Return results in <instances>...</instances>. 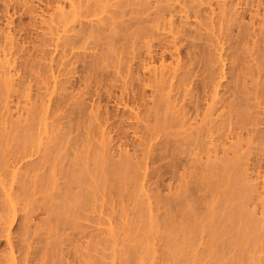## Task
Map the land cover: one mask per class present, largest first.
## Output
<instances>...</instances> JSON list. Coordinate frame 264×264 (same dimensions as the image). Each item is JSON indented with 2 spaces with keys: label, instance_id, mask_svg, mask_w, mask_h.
<instances>
[{
  "label": "bare ground",
  "instance_id": "6f19581e",
  "mask_svg": "<svg viewBox=\"0 0 264 264\" xmlns=\"http://www.w3.org/2000/svg\"><path fill=\"white\" fill-rule=\"evenodd\" d=\"M9 1L13 2L15 0H9ZM20 1L22 0H18V2ZM27 1L29 0H24L23 4H26ZM111 1L112 0H47V3L45 5L46 7L44 9L43 8L41 9L42 14H40V16L42 18L40 19H41L42 24L48 23L50 25L48 29L50 31L49 35H51V37L50 36L47 37L44 35V37H47L48 39L42 38L40 45L34 44L31 41L28 43L33 44V48H35V50L38 49V47L42 49L41 47L43 46H45L46 48V45L50 47H54L56 52L58 51L62 53L61 59L63 58L68 59L67 65H65V67L67 66V68L71 67L68 65H74L77 62L86 63V65H88L87 72L89 74V75L87 74V76H89V78L91 77H93V79L95 78L96 80L95 79L94 80L96 82L100 78H102L101 79L102 81H106L103 78V73L105 70H108V68L110 67H113V68L115 67V69L118 70L117 73L120 74L124 78L125 81L123 83L122 94L118 102H119V105L122 106L124 109L131 108L130 110L132 111L134 110V112L131 111V114L127 116L128 120H130L129 122L126 121V119L124 118L126 116H124L123 118L125 119V121L123 120L122 122L120 121L122 127H119V125L117 127H119V130L122 128L124 129V127L126 126L128 128L131 127V129L134 128L135 130H138L142 124L143 126H142V129L140 130L143 131L144 129L146 132L145 133L143 132V135L139 136L142 138V141L138 143L137 145L134 144L135 146L133 145L135 152L139 153L135 157L133 156L134 159H136V162L132 160L131 156L124 158L122 154H121L122 156L120 155L122 157L120 159L122 160L117 161L115 159L114 160L115 162L113 160L112 162L111 161L112 151L111 153H109V155L106 154L110 157V158L108 157L106 158L107 161L109 159L107 163H108V168L110 167V169L104 170L105 172L106 170H110L106 172L108 177L109 175L111 176V178L109 177L108 181H111L112 184H115L116 182L118 184L120 178H125L126 174H130L131 178H134V180H136L137 182L138 180L139 181L145 180V178L149 177L150 175L148 170L150 169L149 166L151 164L154 165L155 163H158L159 161H164L170 157L171 159H173V162L168 164L167 166L164 165L165 166L164 170L163 168H161L163 172H162V175L161 174L160 175L165 176L167 173H170V172L173 173L174 170L179 166L178 164H181L182 160L184 161V159L181 158L180 156L182 153L184 155L185 149L183 150V147L185 145L187 147L193 145L196 148V147H204L206 144H210V145L215 146L214 155L211 156L207 154L206 156L207 165L205 166V168L197 167L196 168L197 171L191 170V168L188 167L187 165V167L184 168L183 173H181L180 175V180L182 181H181L179 189L182 190L183 192L182 194L188 193L189 195L191 194L190 196L192 197L196 195L194 197H196L197 199H198L197 196L199 195V193L204 192L203 187H204L205 181L212 188L218 190L220 186V183H219L220 179L221 177L222 178L225 177V175L221 174V176H219L220 179L218 180L214 179L216 181H211L210 179L211 176L209 177L203 174L204 170H206L210 175H212L214 172L216 173L218 172V170L223 168L222 166H219L221 168L216 167L214 161L213 162L211 161L212 159L216 160L219 156V151L217 149L219 148V145H217L216 142L220 141L225 136L226 138L230 139L231 142L228 145L229 147L224 148L223 152L227 153L229 149H234V153H235L234 157L232 158L224 157L220 159H222V161L225 163V168L226 166L227 168L235 167V169H237V172H239L238 169L241 168L240 167L241 162L239 163L238 161L240 160L243 161V159L247 158V156L246 158L242 156L236 157L238 154V145L240 144L241 141L244 140V137H243L244 131H247L250 137L253 133L260 134L262 132V131H258L257 128H256L257 131H255V129L252 130L251 127L249 128L247 127L250 124L255 126L258 123V119L257 120L255 119L257 117H254L255 115L254 112H251V110L255 107V105H253V103H251L250 101H259V99H262L264 97V89H263L264 87L262 88L263 84L261 85V82H260V80H262L263 78L262 71L264 69V62L262 60H264V56L260 57L258 55L260 54L259 52H262L264 54V36H263L264 17L261 18L258 24L259 26L261 25L262 27L261 30L262 29L263 30L258 33L256 30L252 31L253 30L252 28L256 26V23L258 22V21L257 22L255 21L256 16H261L260 12L257 9L258 7L262 6L263 2L259 1L257 3L256 5L257 12L254 16L252 15L253 17L251 18V23L250 24L246 23V25H244L243 22L242 23L240 22V18H237L238 15H241V19H242V14H240L239 10H236L233 8V6L235 5L233 1L231 2L229 1L230 3L227 0L222 1V3H220L221 1H219L217 2V6H216L217 8L213 7V4H214L212 3L213 0H190V1L189 0H137V1L136 0H125V1H119L117 4H112L110 3ZM17 3H13V4L17 5ZM251 3H252V0H251ZM205 4L210 5L211 7L209 13L206 12L204 8L202 7ZM15 5L11 6V3H8L7 9H9L8 7L10 6L15 8ZM245 5L246 7L250 6L249 3ZM108 6L110 7L114 6L117 8V10L109 11L108 9H106ZM253 6L255 7V5H252V7ZM20 7H23V6H20ZM217 9L219 10L217 11ZM33 10L34 8L31 10V12H33ZM103 12H108L109 15L101 16ZM5 16H6V13H5ZM10 19H8L7 23L14 24L15 21L10 20ZM189 19L196 20V23H195L196 25L194 24L195 25L194 29L187 28V25H189V22H188ZM236 24L238 28V30H236L237 34L233 35L232 37V35H230L229 33L230 26L232 25V27L234 28ZM4 32L5 31H2V29H0V51L3 55V56L2 55L0 56V68H1V71H0V170L1 171L0 172L4 170L3 168L9 167L11 170L10 171L7 170V171H8V175H10L11 177H8V175L6 176L7 172L4 173L5 175L3 173H0V200L2 199L1 193L3 192V195L6 197L4 202H7L10 207L9 213L5 215L6 217L1 216L2 220H4L3 224H7V227H4V229L5 228L6 229L0 232L1 234H3L4 238L7 241V248L0 255V264L3 263L4 254H6V257H5L6 261H10L11 264H32L33 262H31L32 260L30 261V257L28 255L24 256V253L26 251L24 252V247L20 245L21 238L15 236L12 233V230H11L12 227H14V225L16 226V224H20L19 228L21 227L27 228V225L29 224L28 222L30 223L33 222V218L34 216H36L35 214L40 212V215L45 216V217L44 218L40 217V221L37 224L38 229L43 227L44 224L47 225L46 229H51L50 226L52 224L53 229L57 232V234H59L60 230L63 232L62 233L60 231L61 234H59L60 237L62 238L64 235V231H65L63 227L66 224L65 221H67L68 219L67 216H66L67 219L65 218L64 214L67 211L68 212L71 211V209L70 211L66 210L67 208H69L68 201L72 202V205L74 204L73 206L74 209L73 207H71L73 210L71 213L73 214V212H75L77 214L76 211H78V209H80L78 212H81V208H83L82 206L85 204L88 206L90 202L92 204L93 200L96 199V197H94V199L91 198L94 194L92 195L90 190L89 192L87 190L86 192L83 191L86 188H83L82 185H84L85 183H87L88 185V182L91 181V178L90 180L87 179L88 177H86V175L88 176L87 174L88 170L85 166H83L82 168V165H80L79 166L80 168L78 167L79 170L77 169V166L81 164L79 160H78L79 163L77 162V160H75L78 163V165L75 164V161L74 163L70 164V162L73 159L71 161H68L69 162L68 164H70V166L72 167L75 164L74 166H76V168L73 167V169L74 168L77 169L78 170L77 172L75 171L73 173L72 167H70L71 169L69 168L66 171L63 170L65 173L68 172L66 175L70 177V183L74 182L73 184L76 187L79 185L82 188V190L79 188L81 191L77 190V192H75V190L73 191L72 189V187L75 189L74 185H70L71 187L67 188L66 190L63 188L65 184L67 186L69 178L67 176H64L67 182L63 180L64 178L62 177H63V174H65L63 171L62 172L58 171V172H61V174L62 173L63 174H62V177H57V174L53 170L54 166H52V164L55 163L52 160L53 156H54V160H58L56 159V157L58 158V155H59L58 152H60V150H57V146H56L57 141L59 140V142L61 141L64 144V142L67 141V140L65 141V139H68L67 135L69 137L68 132L71 133V130L69 131L68 129L67 131L65 128V130L67 131V134H65L66 131L62 129L63 132L65 131L63 135L64 136L66 135V138H64L63 135L61 134L60 135L64 139L61 138L60 136L59 137L61 139L58 136L52 137L53 136L52 134H54L57 129L56 130L55 128L52 129L51 126L54 127V125L52 124H56L57 122H60V120L58 119V121H56L55 123L53 120L52 124L49 122V120L53 119V116L57 112H59L62 106L64 108L68 106L69 100L68 102L66 101L68 98L70 99V101L75 98V97L70 98L72 93L68 91L69 90L68 88H67L68 90H66V87H64L70 82L71 78L69 77V80H67L68 82L66 81L67 84L65 83V80L64 82H62L63 80L61 81L55 80V85L53 86V90L51 91V93L49 94L46 93L44 97L41 98L42 100L39 105L34 104L31 107L24 109L18 105L19 102L18 103L16 102L17 103L16 108H13L11 104L12 102H14L13 98L14 97L16 98L17 96L16 92L17 91L19 92V90L23 86L24 87L29 86V85H26L28 78L26 79L27 81L24 82L22 77L17 78L16 77L17 73L15 74L13 72V71H17L19 68V65H18L19 63H18V60L16 59L17 57L15 58V56L16 54L22 52L23 49L26 52L29 50V48L24 47L25 42L23 45L19 43V41L17 40L15 36L16 34H13L10 31L7 33H4ZM46 35H48V33ZM128 49L129 51H127ZM250 50L254 52L251 53ZM52 51L54 52V50H51V53L48 51L47 52L48 54L49 53L53 54ZM14 52L16 53L15 55H14ZM47 52H45L46 54L44 53L45 55L44 54L43 55L46 56ZM124 52H126V57L128 54L131 57H129L128 55L127 58L126 57L123 58L122 55H124L123 54ZM255 54H257L258 56H255ZM70 55L72 56L70 57ZM24 56L26 57V55ZM24 56H22V59H24ZM30 56L31 55H30V50H29L28 57ZM32 57L30 58L32 59ZM249 57H253L254 58L253 60L255 62L252 63ZM30 58H29L30 61L28 62L26 61L27 58H25L26 62L24 64L25 66L27 65L26 69L28 67H31L29 70L31 71L32 65H34L36 62L37 64L35 65L39 69L40 67L37 66L39 64L38 61L36 62L34 61L35 63H33V59H32V65L29 64L31 62ZM56 58H57V55H56ZM169 58L172 60L171 62L169 61ZM87 59H90V61H87ZM58 64H59V61H58ZM216 64L218 65L215 66ZM20 66H21L20 68H22L23 62L20 63ZM120 66L121 68H119ZM24 67H23L24 71L27 72L28 70H25ZM41 67L46 68V71H48L47 69H50L52 65L49 68H47L48 65L47 67H43V66ZM57 67L58 66H56V68ZM75 69L77 68L75 67ZM75 69H72L70 73L75 74L77 71L76 70L74 72L73 70ZM29 71L24 76L26 75L28 76V74H30L31 76V72L29 73ZM67 71H64V72H67ZM111 73L113 74V72ZM37 75H40V72ZM62 75H65V73L64 74L62 73ZM54 78L56 79L57 77H54ZM60 82L65 83V85H63ZM71 82L70 84L72 85ZM58 83H60L63 86V89L60 87L61 85L59 87L61 88V90H65L67 92L65 93L67 96L71 94L70 97L68 98H66L67 96L65 95L66 96L65 101L67 103L66 106H64L65 101L62 102L60 98H58L57 102L54 103L55 101L54 98L52 96L50 97L51 94L55 92L57 93L60 91V89L59 91H57ZM100 83L104 84V82H100V80L96 84L100 85ZM88 84H89V81H88ZM98 88H96V90ZM47 91H50V88L47 87ZM148 91L151 92L150 95H148ZM24 92H22V94H24ZM93 93H96V92L93 91ZM62 94H63V91H62ZM39 96L41 97L42 94L41 95L38 94L37 97ZM22 97L20 96L19 98L23 99ZM26 97L27 96H25V98ZM65 98L63 96V99ZM82 99H84V96ZM59 100H61V102ZM35 101L36 100H34V102ZM80 101L81 100H79V103ZM85 101L86 99L83 100V102ZM79 103H78L79 110L81 108L83 110V108L86 107L85 103L81 104V105H84V106H81V108H80ZM96 105L91 107L92 115L90 114L91 116L90 121L94 122V120H98V119L103 120V124L99 127V129L101 128L102 130L100 133L101 136L99 138L101 139L104 145L106 141L108 142V139L113 138L111 134L113 133L114 129H116L115 128L116 126H114L115 124L113 121H111L113 123L108 125V122L110 120H113V118L111 119V117L113 116L108 117L110 113L108 114L105 113L106 116H103L105 114H101L102 112L99 111V108L101 106H99V103L97 106ZM71 109L72 108H70V110L67 113L66 112L65 113L72 114V112H70ZM87 110H86L87 113L85 112L86 115L88 114ZM94 112H95V115L93 116ZM80 114L81 116H83L82 113L80 112H79V117L77 116L78 114L77 115L75 114V115L77 118L82 119ZM37 117H41V118L39 120L40 122H38L35 125L34 122L39 119V118L37 119ZM65 117L67 116L65 115ZM88 118L87 119L85 118V119L88 120ZM133 120L136 121V123L132 122ZM61 121H63V119ZM68 122L67 123L70 125L71 122L70 121ZM68 128H71V127L68 126ZM85 129H87V124H86ZM95 129L97 130V128ZM172 129H177V130L175 132H172V131L167 132V130H172ZM248 129H251V130H248ZM99 131L98 132L95 131L94 133L98 135ZM36 133L43 135L41 140L40 138H38L40 140V143H37V144H35V141H37L35 138L38 137L36 136L37 135ZM90 133H93V132H90ZM138 133L139 132L135 131V136H138L139 135ZM262 134L264 133L262 132ZM78 135L76 136L78 137ZM97 135H95V137ZM173 135H183V136L180 139L170 138V136H173ZM263 136L259 135L258 137L260 138L258 139H260L261 141ZM90 137H93V136L90 135ZM74 138L75 137H73V140H75L76 142L74 143L73 140L71 141H73V143L76 145V148H79L81 145L78 144L79 146H77V142L79 143V141H77L78 139L76 140V138L75 139ZM91 139L93 140V138ZM160 139H163V140H160ZM157 140H159V142H156ZM84 141L86 143L88 140H84ZM95 142H94V145L97 143ZM111 142H112V139H111ZM52 143L54 144L51 145ZM73 143L70 145L71 148H72ZM90 143H91V140H90ZM75 145L72 149L75 148ZM87 145H90V144H87ZM108 145L109 144H107L106 146L108 147ZM241 145L240 147H242ZM63 146H60L59 149H61V147L65 148V146L64 147ZM86 147L87 146H85V149H87ZM137 147H143V148L139 150V149H136ZM79 149H75L74 152L76 150H78L79 152ZM97 149L98 151H100V148H98V146H97ZM97 149L95 147L94 150H97ZM178 151L180 154L178 153ZM56 152H57V155L55 156ZM68 152L71 153L70 148ZM93 152H96V151H92V155H93ZM107 152H110L109 149ZM121 152L123 153L126 152L124 153L125 156L127 155V153H130L128 149H122ZM209 152L210 151H208V153ZM69 153L66 152V154H69ZM228 154L230 155V153ZM63 155H65V153ZM81 155L83 154L81 153ZM99 157L100 155L98 154V158ZM197 157L198 155H196V158ZM233 158H237L238 160L236 159L237 161L234 162L232 161ZM81 159L84 160V158H81ZM90 159H94V157ZM99 161H101L100 158L98 160H95L97 171L99 169L98 165H100ZM90 162L92 163V160ZM91 163L90 165H92L94 168V165ZM63 164L65 165V163ZM185 165H186V162H185ZM241 166H243L242 168H244L245 164L242 163ZM247 166L249 165L247 164ZM66 168L68 167L66 166ZM70 170H72L73 175L72 173L71 175L69 174ZM141 170H144V172L142 173ZM222 170L221 172L220 171L219 172L222 173ZM243 170L244 169H242V171ZM237 172L236 174H238ZM61 174H59L58 176H61ZM226 174H228L229 176L231 172L226 173ZM117 177L119 178L117 179ZM105 179L102 177L103 181H105ZM235 179L239 181V177L238 178L236 177ZM61 180L62 182L64 181L65 184L62 183ZM56 181L57 182L60 181V182L56 183ZM99 181H101V179ZM113 181L114 182L116 181V182L114 183ZM241 181L245 182V180H241ZM101 183H97V186L104 187L102 186L103 182ZM234 183H235V186L232 185L234 186L232 193L233 195H236L239 192H241L242 187L245 186L243 184L245 183L242 184L243 186L240 184V182H237V183L234 182ZM51 184L53 185V188H54V185H56V187H58L59 189L61 188L60 185L62 186L64 184L62 187L63 189H60V191L64 190L63 193L61 194H63V197L64 196L66 197L60 198L62 195L61 196L59 195L60 193L57 189L55 193H57L58 191L57 195L59 196H56L57 198H55L54 195H53L54 197L51 195L53 199L55 198L54 200L55 202L57 201V199H59V201H61L60 199H63L64 201H62L61 203L64 204L65 202L64 204L65 206L67 203L66 208L65 206L61 207L63 204H60V203L59 205L61 206H58V202L56 203L57 206L55 204V206L59 208L58 212L60 211L62 216L60 215V213L59 214L55 213V208H54V205L52 204L53 201H51V198L48 199L46 195L50 189H53L51 187L52 186ZM93 185L94 184H92V186ZM16 186H17L18 191L21 189H27V191L29 192V190L33 188L34 193L32 192V190H30L32 195L30 193L29 194L27 193L28 195H30L29 196L30 199H32L37 194H42V196L39 197L38 199L37 198L34 199V201L38 203V204L35 203L36 205L33 203V205L35 206H33V209L32 208L31 209L34 211L30 209L28 213L26 212V214H23V215L20 214V212H24L27 210L25 209L27 205H25L26 207H24V204H23L22 208L20 209L17 207L20 204V198H19V194L17 193V191L15 192ZM116 186L114 187L117 188ZM141 188L142 190H144L145 196L148 198V205H151L152 202L150 201V199L152 198V195L148 194L151 189L150 188L148 189L147 186H144V184L142 185ZM67 190H70V192ZM248 190L247 191L242 190L244 191V193L242 194L240 193V194L243 195L245 194V191L248 192ZM65 191L68 192L69 194L68 193L66 194ZM226 193L227 192H225V195ZM230 196L228 197L229 199H230ZM180 197L184 198L185 196L183 195ZM66 200L68 201L66 202ZM49 203H51L52 205ZM60 207L62 209L63 208L65 209L63 210L65 211V213L61 212L62 210H60ZM151 207L152 206H150V208ZM234 208L232 210L233 213L229 212L230 220L232 216H235V214L240 215L239 211L242 210V209L239 210L238 206H237V209H234ZM157 209L158 208H156V211ZM84 210L82 209V211ZM218 212L219 211H216V213ZM143 213H144V209H143ZM248 213L249 212H247L246 214V212L242 211L241 215L243 217L246 216V218L251 219L252 215L250 214L248 215ZM72 214L70 217L74 216V214L73 215ZM167 214H164V216ZM185 214L186 213H184V215ZM186 215L188 216L190 214L187 213ZM191 215L188 217H191ZM187 216H186L185 221L189 220ZM221 216H218L219 218L217 220H219ZM166 217L163 220H165ZM63 218H65L66 220L64 219L63 221L62 220ZM170 218L171 217L169 216L167 217V219H169L168 222L172 223L171 221L172 219L170 220ZM215 218L216 217H214V219ZM226 218H228V216ZM226 218L224 217L223 221ZM72 219L74 222L77 221V220L75 221L74 217H72ZM191 219L193 221V217H191ZM191 219L189 222H192ZM58 220H60L59 221L60 224L62 221L64 222L62 224L63 226L62 225L59 226L58 224L57 227L56 226L54 227L53 225L55 224L54 222L55 221L58 222ZM173 221H174V218H173ZM221 222L219 224H221ZM108 223L113 224V221L111 218H109ZM178 223H175L174 221V224H178ZM192 223H194V221ZM66 227L69 228L68 223L66 224ZM70 227H73V226H70ZM62 228L64 231L62 230ZM27 229L28 231L30 230L29 226ZM21 231H23L22 228H21ZM21 231H19V233ZM25 232L26 231L24 230V233ZM19 233L17 234L19 235ZM66 234L68 235L69 233H66ZM72 235L74 234L72 233ZM69 236L70 235H68V238L63 237V239L56 241L54 244H53L54 241L51 242L52 245L55 246V251H53V254L54 253L56 254V251L58 252V257L59 255L61 256L59 258L62 264H88L89 262V260L87 262L88 256L82 253L79 254V250L76 249L77 247L81 245H78V244L75 245L76 239L75 240L70 239L71 237ZM23 237L24 236H22V239ZM53 248L54 247H52V250ZM17 252L19 253V256H16ZM52 260L53 259H51V263L54 264ZM198 261H201V259ZM90 264H91V261H90Z\"/></svg>",
  "mask_w": 264,
  "mask_h": 264
},
{
  "label": "rangeland",
  "instance_id": "374dc122",
  "mask_svg": "<svg viewBox=\"0 0 264 264\" xmlns=\"http://www.w3.org/2000/svg\"><path fill=\"white\" fill-rule=\"evenodd\" d=\"M7 1H9V0H6V1L0 0V29H2V31H5L4 33H7L10 31L13 34H16L15 36L21 45H23L25 42L24 47L29 48L30 55H31L30 57L33 56L32 57L33 63L38 61L39 64L41 63L40 65L43 67H47V65H48L47 68L51 67V65H52V67L50 69H47L48 71H46V68H42L38 64L37 66L41 68V69L40 68L38 69L35 65V64H37V62L34 64L35 66L32 65V59L30 57H28V51L29 50L25 52L23 49L22 52H20L18 54H16L14 52V55L16 54L15 58L17 57L16 59L18 60V63H19L18 64L19 68L17 71H13V72L15 74L17 73L16 74L17 78L22 77L24 82L27 81L26 79L28 78L26 85H29V86H26V87L23 86L19 90V92L17 91L18 93L16 92L17 96H16V98L15 97L13 98L14 102H12L11 106L13 108H16V104L18 102H19L18 105L24 109L29 108L34 104L39 105L41 103V100H42L41 98H43L46 93L49 94L53 90V86L55 85V80H58V81L63 80L62 82H64V80H65V83H66V81L69 80V77L72 79V80L70 79V82L72 81L71 82L72 85L69 82L68 84L66 83L67 84L66 86H64V87H66V90L69 89L68 91L70 93H72V95L68 93L69 95L67 96L65 94L67 92L65 90H61V88L63 89V86L60 84L62 82L57 84V86H58L57 91H59V89H60V91L57 93L55 92V93L50 95V97L52 96L54 98V100H55L54 103L57 102L58 98H60L63 102L66 100V98L70 97V95H71L70 98L75 97L71 101L68 98L66 100L67 102L69 100L68 106H66L67 103L65 101L64 106H66V108H64L62 106L61 107L62 110L60 109L59 112H57L53 116V119L49 120V122L51 124H52L53 120H54V123L56 121H58V119L60 120V122H57L56 124H52V125H54V127L51 126L52 129H54V128H55V130L57 129L56 132L54 130L55 133L52 134L53 135L52 137H54V136H58V137L60 136L61 137V135H63V133H65L66 130L67 131H68V129H69V131L71 130V133L68 132V134H69V137L67 135L68 139H65V141L67 140L66 141L67 143L64 142V144H63V142L60 141L61 142L60 143L59 140L57 141V144H56L57 150H60V152H58V154H59L58 158L56 157V159H58V160H54V156L52 155L53 156L52 160L55 162L54 164H52V166H54L53 170L57 174V177H62L63 173L61 174V172L63 170L66 171L67 169L72 167V166H70V164L74 163L75 160H77V162L79 160V162L81 163L79 165H78L79 162L77 163L75 161V164L78 165L77 169L80 165H82V168H83V166H85L88 170V172H87L88 176L86 175V177H88L87 179H89V180L91 178V181L93 183L91 181H89V182L94 184L92 186V184H90L87 180L88 185H87V183H85L87 186L85 184L82 185L83 188H86L83 191L86 192V190H87L89 192V190H90L92 195L94 194L91 198L94 199V197H96V199L93 200L92 204H91V202L89 204L87 203L88 206L86 204L83 205L82 206L83 208H81V212H78L80 209H78V211H76L77 214L75 212H73L74 216H72V217H74L75 221L77 220L76 222H74L72 217H70L72 214L71 212L73 211L71 207H73L74 204L72 205V202L66 200V202L67 201L69 202L68 203L69 208H67L66 210L70 211V209H71V211L70 212L67 211L65 213V211H63L65 209L61 208V207L65 206L64 205L65 202H64V204L61 203L64 200L60 199L61 201H59V199H57L56 202L54 201L55 198H57L56 196L62 195L60 198L66 197V196L63 197V194H61V193H63L64 190L60 191V189L64 188L66 190L67 188L71 187L70 185H74L73 184L74 182L70 183V177H68V175H66L68 172L65 173L64 171L63 172L65 174H63V177H62V178H64L63 180L66 181L64 176H67L69 178L67 186H66L64 181L62 182V180H61V182L64 183L65 185L63 184L64 187H63V185L62 186L60 185V187H61L60 189L58 187H56V185H54V188H53V185L51 184L52 185L51 187L53 189H50L46 195H47L48 199L51 198V201H53L52 204L54 205L56 214L60 213V211L58 212L59 208L56 207L57 206L56 203L58 202V206H61V205H59V203L63 204L60 207V210H62L61 211L62 213L64 212L66 214V215L64 214L66 219L68 217L67 221H65V222H66V224L68 223V227H69V228H67L66 224H65V226L63 228L65 229V231L67 230L66 233H69L68 235H70L69 236V237H71L70 239H73V240L76 239L75 245L76 244L81 245V246L77 247L76 249L79 250V254L82 253V254H85L88 256V258H87V262L89 260L88 264H90V261H91V264H264V136H263L264 134H262V132L264 133V97L262 99H259V101H250L251 103H253V105H255V107L251 110V112H254V114H255L254 117H257L255 119L256 120L258 119V123L255 126L250 124V125H248L247 128L251 127L252 130L255 129V131L258 130V131H262V132L260 134L253 133L252 134L253 136L251 135V137H250L249 134L247 133V131H244V136H243L244 140L241 141L240 144L238 145V154L236 156V157L242 156L244 158H246V156H247L246 159L242 158L243 161L242 160L238 161L239 163L241 162V165H242V163L245 164L244 168H242L243 166L240 165L241 168L238 169V171L240 173L237 172V169H235V167L234 168H230V167L227 168V166H226V168H225V163L222 161V159H220V158H224V157H228V158L234 157V154H235L234 149H229L230 151L228 150L227 153L223 152L224 148L229 147L228 145L231 142L230 139L226 138V136H225L220 141L216 142V144L219 145V148H217L219 151V156L216 160L212 159L211 161L212 162L214 161L215 166L218 168H221L219 166H222L223 170L220 169V170H218V172H216V173L214 172L212 175H210L206 170H204L203 174L205 176H209V177L211 176L210 177L211 181H216V180L220 179L219 176H221V174L225 175V177H223V178L221 177V179H220V182H219L220 186H219L218 190L212 188L205 181L204 187H203L204 192H200L199 195L197 196L198 197V199H197L196 197H194L196 195H194L192 197V196H190L191 194L189 195L188 193L182 194L183 193L182 190L179 189L181 181H182V180H180V175H181V173H183L184 168L187 167V165H188V167L191 168V170H196L197 167L205 168V166L207 165V163H206L207 154H209L211 156L214 155L215 146L210 145V144H206L204 147H196L197 149L193 145L189 146V147H187L185 145L183 147V150L185 149L184 155L182 153L180 156L181 158L184 159V161L183 160L181 161L182 165L178 164L179 166L174 170L173 173L170 172V173H167L165 176H161L165 166H167L168 164L173 162V159H171L169 157L164 161H159L158 163H155L154 165L151 164L149 166L150 169L148 170L150 175H149V177L145 178V180H141V181L138 180V182H137L136 180H134V178H131L130 174H126L125 178H120V180H122V181L119 180L118 184L116 181H115L116 183L113 181L115 184H112L111 181H108L109 177L111 178V176L109 175V177H108V175L106 173L107 171H110V170H106V172L104 171L105 169H110V167L108 168V163H107L109 161V159H108V161L106 159L107 157L110 158L108 156L109 153H111V151H112L111 161L112 160L114 161L115 159L117 161L122 160L120 158H122L121 156L123 155L124 158L131 156L132 160H134V162H136V159H134V157L139 153L135 152L133 145L134 144L137 145L138 143H140L142 141V138L139 136H142L143 132L144 133L146 132L144 129H143V131L140 130V129H142V126H143L142 124H141V126L139 125L140 126V128L138 129L139 131L135 130L133 127H132L133 129H131V127L128 128L127 126L126 127L123 126L124 129L122 128L119 130V127H122V125H121L122 120L125 121V119H126L127 122L130 121V120H128L127 116H129L131 114V111H132V110H130L131 108L124 109L122 106L119 105V102H118L120 97H121V94H122L123 83L125 81L124 78L120 74L117 73L118 70L115 69V67L114 68L110 67V68H108V70H105L106 73H105V71L103 73V78L106 81H102L101 80L102 78L98 79V81H97V82H99V80H100V82H104V84L100 83V85H98L99 83L96 84L97 82L95 81L96 80L95 78H94L95 79L94 80L93 77L89 78V76H87L88 65H86V63L77 62L74 65H68L71 67L67 68V66L65 67V65H67L68 59L67 58L61 59L62 53L58 52V51L56 52L54 47H50V46L46 45V48H45V46H43V47H41L42 49H40L38 47L39 50L38 49L35 50V48H33V44H30L28 42L31 41L34 44L40 45L42 38H47L49 36L51 37V35H49L50 31L48 29L50 27V25L48 23L42 24L41 19H40V18H42L40 16V14H42L41 9L42 8L44 9L46 7L45 5L47 3V0H43V1H41V0H29V1H27L28 4L27 3L23 4L24 0H22L20 2H18V0H15L13 2H10V1L7 2ZM119 1H125V0H112L110 3L117 4ZM219 1H221L220 3H222V1H224V0H218V1L213 0L212 1V3H214L213 7H216L217 2H219ZM227 1L228 2L229 1L234 2L235 5L233 6V8L236 10H239L240 14H242V19H241V15H238L237 18H240V22L241 23L243 22L244 25H246V23H248V24L251 23V18L256 14V12L258 10L260 12L261 16H256L255 21L256 22L258 21V22L256 23V26H254L252 28L253 29L252 31L256 30L258 33V32H261L263 30V29L261 30V28H262L261 25L259 26L258 24H259L261 18L264 17V0H252V3H251V0L250 1L239 0V2H238V0H227ZM259 1H262L263 4H262V6L258 7V9H257L256 5ZM253 2H254V4H253ZM8 3H11V6L15 5L13 3H17V5H15V8L10 6V7H8L9 9H7ZM238 3H240V4H238ZM248 3L250 4L251 7H252V5H255V7L254 6L252 8L250 6L246 7L245 4H248ZM20 6H23V7H20ZM108 7L106 9H108L109 11L117 10V8L114 6L113 7L108 6ZM202 7L204 8V10L206 12H208V13L210 12V8H211L210 5L205 4ZM33 8H34V10H33V12H31V10ZM242 8H243V10H242ZM246 9H248V10H246ZM218 10L219 9H217V11ZM5 13H6V16H5ZM107 15H109L108 12H103L101 14V16H107ZM9 16L11 17V19ZM46 18H48V17H46ZM8 19L15 21L14 24L13 23H12L13 25L8 24L7 23ZM188 22H189V25H187V28L194 29L195 25H196L195 24L196 20L189 19ZM236 28H237V24L235 25L234 28L232 27V25L230 26V32L229 33H230V35H232V37H233V35L237 34L236 30H238V28L237 29ZM263 32H264V30H263ZM47 33H48V35H46ZM44 35L47 37H44ZM263 36H264V34H263ZM51 50H54V52L52 51L53 54H50ZM47 51L50 53L48 54ZM127 51H129V49ZM45 52H47L46 56H44L46 54ZM126 52L123 53L124 54V55H122L123 58L126 57ZM250 52L253 53L254 51L250 50ZM259 53L260 54H258V53L257 54L260 57L264 56V54L262 52H259ZM23 54L26 55V57ZM257 54H255V56H258ZM1 55H2V53L0 51V56ZM56 55H57V58H56ZM128 55H127V57H128ZM22 56H24V59H22ZM71 56L72 55H70V57ZM129 57H131V56L129 55ZM25 58H27L26 59L27 62L30 61L29 58L31 59V62L29 63L32 65L31 71H29L31 67H28L29 69L28 68L26 69L27 65L25 66V64H24L26 62ZM58 59H60V60H58ZM249 59L252 61V63L255 62L253 60L254 59L253 57H249ZM58 61H59L60 65L58 64ZM87 61H90V59H87ZM169 61L171 62L172 60L169 58ZM262 61L264 62V60H262ZM21 62H23L22 68H20ZM42 64H44V65H42ZM217 65L218 64H216L215 66H217ZM56 66H58V67L56 68ZM77 66H79V67H77ZM23 67L25 68V70H28L29 73L31 72V76H30V74H28L29 77L27 75H26L27 77L24 76L28 71L27 72L24 71ZM63 67H64V69H63ZM75 67L77 69H75ZM119 68H121V66ZM67 69H68V71H67ZM72 69H75V70H73L74 72L77 70L76 71L77 74L75 73L76 75L74 73H70L72 71ZM0 71H1V68H0ZM38 71L40 72V75L42 74L41 76L37 75V74H39ZM64 71H67V72H64ZM111 72H113V74ZM114 72H116V73H114ZM62 73L63 74L65 73V75H62ZM34 74H36V75H34ZM262 76H263V78H262V80H260V82H261V85L263 84L262 85V88H263L264 87V69L262 71ZM54 77H57V78L55 79ZM92 79H93V81H92ZM29 81L30 82L33 81V82L30 83ZM45 81H46V83H45ZM88 81H89V84H88ZM42 83H43V85H42ZM65 83H62V84L65 85ZM49 86H51L52 88ZM96 86H98V87L100 86L101 88L99 87L100 88L99 89ZM38 87H40V88H38ZM47 87L50 88V91H47ZM96 88H98L99 90L98 89L96 90ZM24 90H25V92H24ZM62 91H63V94H62ZM93 91L96 93H93ZM22 92H24L25 95L22 94ZM89 92H90V94H89ZM150 93L151 92L148 91V95H150ZM31 94L33 97L31 96ZM38 94L39 95L42 94V96L37 97ZM20 96L21 97L23 96L22 97L23 99L19 98ZM25 96H27L28 99H27V97L25 98ZM63 96H64V98L65 97L66 98L63 99ZM83 96H84V99H82ZM80 97H82V98H80ZM17 98H18V100H17ZM32 99H33V101H32ZM85 99H86V101L83 102V100H85ZM34 100H36V101L34 102ZM61 100H59V101L61 102ZM79 100H81L80 103H79ZM29 103H30V105H29ZM78 103L80 104V108H81V106H84L81 104L85 103L88 110L86 109V107H84L83 110L81 108L80 109L81 111H80ZM98 103H99V106H101L99 108V111L102 112L101 114L110 113L108 115V117L113 116V117H111V119L113 118V120H110L108 122V125L114 122V124H115L114 126H116L115 127L116 129H114L113 133L111 134L113 136V138H111L112 142L114 141L113 143L111 142V139H108V142L106 141L103 145L101 139L99 138L101 136L100 133L102 131L101 128L99 129V127L103 124L102 119H100V120L99 119L98 120L92 119V120H94V122L90 121V117H91L90 114L92 115L91 107H93L96 104L98 105ZM63 108H64V110H63ZM70 108H72L70 111V112H72V114L71 113L66 114L70 110ZM85 109L88 111L87 115L89 118L85 114V112H86ZM78 111L80 113H82L83 116H81V114H80L82 119L76 117L77 114H78L77 116L79 117ZM132 112H134V110ZM259 113H261V114H259ZM106 114L103 116H106ZM123 114H125V115H123ZM65 115L67 117H65ZM94 115H95V112L93 113V116ZM124 116H126V117H124ZM59 117L62 118L63 121H61L62 119H60ZM40 118L41 117H37L38 120L34 122L35 125L38 122H40L39 121ZM85 118L86 119L88 118V120H86ZM65 120H66V122H65ZM68 121L71 122L70 125L68 124L69 123ZM85 121H86V123H85ZM96 121H98V122H96ZM99 121H101V122H99ZM111 121H113V122H111ZM132 122L136 123V121H134V120ZM95 123H97V124H95ZM39 124H41V123H39ZM39 124H38V126H39ZM60 124H61V126H60ZM86 124H87V129H85ZM55 125H57V126L59 125L58 128ZM118 125H119V127H117ZM68 126H70L73 130L71 128H68ZM93 127L97 128V130ZM65 128H66V130H65ZM256 128H257V130H256ZM62 129L65 131L63 132ZM90 129H92L93 131ZM94 130L96 132H98L100 130L99 134L97 135L96 133H94L95 132ZM134 130L139 132L138 136H135ZM176 130L177 129L167 130V132H169V131L175 132ZM248 130H251V129H248ZM67 131L65 134H67ZM90 132H93V133H90ZM38 133H36L37 134L36 136H38V137L35 138L37 140V141H35V144L40 143V140L43 137V135H40ZM76 135H78V137ZM83 135L84 136L87 135V136H85L86 138ZM90 135L93 137H90ZM95 135H97V136L95 137ZM259 135L263 136V138H262L263 140L261 139V141H260V139H258V138H260V137H258ZM182 136L183 135H173V136H170V138L180 139V138H182ZM63 137L66 138V135L65 136L63 135ZM63 137H61V138H63ZM73 137H75L76 140L78 139L77 141H79V143L77 142V146L81 145L79 147L80 149L76 148V145L74 144L76 141L73 140ZM38 138H40V140ZM83 138H85V139H83ZM91 138H93V140ZM255 138H257L258 140ZM71 140H73L74 143ZM84 140H88V141L85 143ZM90 140H91V143H90ZM160 140H163V139H160ZM93 141L97 142V143L95 142L96 146L94 145ZM135 141H136V143H135ZM156 142H159V140H157ZM226 142H228V143H226ZM72 143H73L72 148L75 145L74 149H72L70 147V145ZM111 143H112V145H111ZM241 143H242V145H241ZM53 144L54 143H52L51 145H53ZM58 144L60 146L64 145L65 148L61 147V149H59L60 146ZM87 144H90V145H87ZM107 144H109L108 147L106 146ZM240 145L242 147H240ZM85 146H87L86 147L87 149H85ZM97 146H98V148H100V151H98ZM95 147L97 150H94ZM69 148H70L71 153L68 152ZM142 148L143 147H137L136 149L140 150ZM75 149H79V152H78V150H76L75 151L76 153H75L74 152ZM108 149L110 152H107ZM122 149H128L130 151V153H127V155L125 156L124 153H126V152H124V153L121 152ZM102 150H103V152H102ZM239 150H240V152H239ZM92 151H96V152H93V155H92ZM208 151H210V152L208 153ZM66 152L69 154H66ZM64 153H65V155H63ZM81 153L83 155H81ZM102 153H103V155H102ZM178 153H179V151H178ZM228 153H230V155ZM74 154H76V155H74ZM98 154L100 155L99 158L101 159V161L102 160L103 161L102 162L99 161L100 165H98L99 169L97 171V167L95 165V160L99 159ZM106 154H108V155H106ZM56 155H57V152H56L55 156ZM196 155H198L197 158H196ZM75 156H76V158H75ZM81 156H83V157H81ZM86 156H87V158H86ZM96 156H97V158H96ZM185 156H186V158H185ZM93 157L95 160L90 159ZM81 158H84V160ZM112 158H114V159H112ZM218 159H220L221 161ZM236 159L237 158H233L232 161L236 162L238 160V159L237 160ZM89 160L90 161L92 160V163ZM57 161H59V162H57ZM68 161H71L70 164H68L69 163ZM200 161H201V163H200ZM112 162H111V164H112ZM185 162H186V165H185ZM187 162H189V163H187ZM63 163H65V165L68 168H66V166ZM90 163L94 165V168L92 165H90ZM202 164L204 165V167ZM247 164L249 166H247ZM74 165H73V167L76 168V166H74ZM73 167H72V169H73ZM95 167H96V169H95ZM8 168L9 167L3 168L4 170H2V172H0V173L4 174L5 172H7V174H6V176H7L8 171L11 170L10 168L9 169ZM161 168H163V170ZM74 169H73V173L75 171L77 172L79 170V169L78 170L77 169L74 170ZM111 169H112V167H111ZM242 169H244V170L242 171ZM221 170H222V173H220ZM58 171H61V172H58ZM141 171H142V173L144 172V170H141ZM223 171H224V173H223ZM230 172H231V174H229V176H228V174H226V173H230ZM236 172L238 174H236ZM71 173H72V170H70L69 174L71 175ZM73 173H72V175H73ZM90 173H92V174H90ZM93 173L95 176L93 175ZM59 174H61V176H58ZM99 175L101 176V178ZM236 175H238V176H236ZM235 176L237 178L239 177V181H237V179H235L236 178ZM8 177H11V176L8 175ZM67 177H66V179H67ZM102 177L104 179L106 178L105 179L106 182L102 180ZM232 177H233V179H232ZM240 177H242L243 179ZM97 178L99 180L101 179V181H99ZM118 178L119 177H117V179ZM214 179H216V180H214ZM223 180L225 181V183ZM241 180H245V182L241 181ZM58 182H60V181H58ZM58 182L56 181V183H58ZM96 182L97 183L103 182L102 186H104V187H100V186L98 187ZM234 182H236V183L240 182L241 185L243 183H245L243 185H245L246 187L242 185L243 186L242 190L247 191L249 189L248 192L245 191V194H243L244 195L243 196L241 194L244 193V191L241 190V192H239L238 194L233 195L232 190L235 186ZM141 184L142 185L144 184V186H147L148 189L149 188L151 189L150 192L148 193L149 195H152V198L150 199V201L152 202L151 205H148V198L145 196V192H144V190H142ZM76 185H78V184H76ZM232 185H234V186H232ZM17 186H16L15 192L17 191V193L19 194V198H20V204L17 207L20 209V208H22L23 204H24V207H26L25 205H27V207L25 208L27 210L24 212H20V214L23 215V214H26V212L28 213V211H30L31 208L33 209V206L38 204V203H36V201H34V199H36V198L38 199L39 197L42 196V194H37L38 196L35 195L34 197L32 196L33 198L30 199V197H29L30 195H28V194L30 193L32 195L30 190H32V192H33L34 189L31 188L29 190V192L27 191V189H21L18 191ZM91 186H92V188H91ZM114 186H116L117 188H115ZM74 187H75V189L73 187H72V189H73V191L75 190V192H77V190H79V191L82 190V188L79 185L77 186L78 188L75 185H74ZM56 189L59 191V193H60L59 195H57L58 191H57V193H55ZM51 190H53V191H51ZM110 190H111V192H110ZM154 190H156V191H154ZM21 191H22V193H21ZM67 191L70 192V190H67ZM225 192H227L228 194L226 193V195H225ZM67 193L68 192H66V194ZM141 194H143V195H141ZM230 194H231V196H230ZM1 195H2V197H1L2 199L0 200V232L2 230L6 229V228L4 229V227H7V224H3L4 220H2L1 216L6 217L5 215H7L9 213V209H10L9 204L7 202H4L6 197L3 195V192L1 193ZM51 195L52 196L54 195L55 198L53 199L54 196L51 197ZM177 195H179V196H177ZM183 195L185 197L181 198L180 196H183ZM228 195L230 196V199L228 198L229 197ZM109 196H111V197H109ZM200 196H202V197H200ZM232 196H233V198H232ZM98 197H99V199H98ZM162 197H164L165 200ZM188 197H190V198H188ZM33 203L34 204L36 203V204L33 205ZM109 203H111V204H109ZM183 203L186 205H184ZM49 204H51V203H49ZM55 204H56V206H55ZM222 204H223V206H222ZM236 205L238 206L239 210L240 209H242V210L239 211L240 215L235 214V216H232V218L230 220L229 215L231 212L233 213L232 210L234 207H235L234 209H237ZM150 206H152L151 207L152 210H151ZM66 207H67V203H66L65 208ZM56 208H58V209H56ZM106 208H108V209H106ZM154 208H155V210H154ZM156 208H158L157 211H156ZM73 209H74V207H73ZM82 209L83 210L85 209V210L82 211ZM143 209H144V213H143ZM145 210H146V212L147 211L148 212L146 213ZM32 211H34V210H32ZM216 211H219V212L216 213ZM242 211L246 212V214H247V212H249L248 215L249 214L252 215L251 219L246 218V216L243 217L241 215ZM167 212H168V214H167ZM151 213L153 216L151 215ZM184 213H186V214L188 213L190 215L192 214L193 216L191 215V217H193L194 223H192L193 221H192L191 217H188L190 215L187 216L186 214L184 215ZM145 214H147V215H145ZM164 214H167L169 217H171L170 220L172 219L171 220L172 223L168 222V220H169V219H167L168 216L167 215L164 216ZM226 214H227L228 218H226L227 217ZM35 215L36 216H34L33 222H31V223L28 222L29 224L27 225V228L29 226V229H30L29 231L25 227L24 228L21 227L23 230V231H21V228H19L20 224H16V226L14 225V227H12V229H11L12 233L15 236L21 238L22 243L20 242V245L22 247H24V252L26 251L24 253V256L28 255L30 257V261L32 260L31 262H33L32 264H47V263L53 264V263H51V259L54 260V261L52 260V262H54V264H60V263L62 264V262H60V258H59L61 256L59 255V257H58V252L56 251V254L54 253L56 256L53 254V251H55V246L52 245L51 242L54 241L53 242V244H54L56 241L63 239V237L68 238V235L65 233V231L62 228V230L64 231V235L61 238L59 235V234H61L60 233L61 228L59 227L60 231H59V234H57V232L53 229L52 224L50 226L51 229H46L47 225H45V224L43 225V227L38 229L37 224L40 221V217L44 218L45 216H41L40 212L36 213ZM60 215L62 216L61 213H60ZM78 215H80V216H78ZM161 215H162V217H161ZM76 216H77V218H76ZM186 216L189 218V220H187V221H185ZM218 216H221V218L219 220H217L219 218ZM165 217H166V219L163 220ZM214 217H216V218L214 219ZM224 217L226 219L223 221ZM65 218H63L62 220L64 221ZM109 218L112 219L113 224L108 223ZM173 218H174L175 223H178V222H180V223L174 224ZM190 219L192 222H189ZM216 220H217V222H216ZM59 221L60 220H58V222H56V221L54 222L55 223V224H53L54 227L55 226L57 227L58 224L60 226L64 223L62 221L60 224ZM72 221H73V223H72ZM221 221H223L224 223ZM19 222H20V220H19ZM162 222H163V224H162ZM182 222H184V223H182ZM188 222L191 224H189ZM220 222H221V224H219ZM186 223H188V224H186ZM253 223H255V224H253ZM70 226H73V227H70ZM24 230L26 231L25 233H24ZM47 230H49V231H47ZM213 230H214V232H213ZM19 231H21V232L19 233ZM16 232L19 233V235H21V236H19ZM55 232H56V234H55ZM108 232H110V233H108ZM182 232L184 235L182 234ZM72 233L74 235H72ZM23 234H25V235H23ZM52 235L54 238L52 237ZM22 236H24L23 239H22ZM52 247H54L53 250H52ZM6 248H7V241L4 238L3 234L0 233V250H1L0 255L2 254V252ZM16 256H19L18 252H17ZM5 257H6V254H4L3 263H1V264H11L10 261H6ZM200 259H201V261H198ZM28 263H30V262H28Z\"/></svg>",
  "mask_w": 264,
  "mask_h": 264
}]
</instances>
